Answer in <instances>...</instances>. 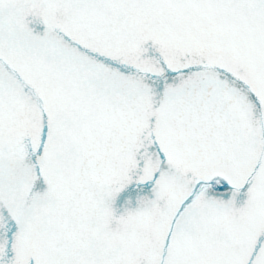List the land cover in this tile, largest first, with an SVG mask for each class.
Listing matches in <instances>:
<instances>
[{
    "label": "snow or ice",
    "instance_id": "6c2138e0",
    "mask_svg": "<svg viewBox=\"0 0 264 264\" xmlns=\"http://www.w3.org/2000/svg\"><path fill=\"white\" fill-rule=\"evenodd\" d=\"M0 264H264V0H0Z\"/></svg>",
    "mask_w": 264,
    "mask_h": 264
}]
</instances>
